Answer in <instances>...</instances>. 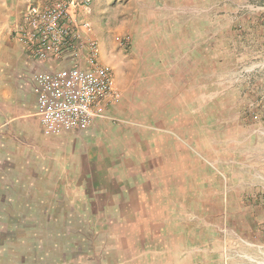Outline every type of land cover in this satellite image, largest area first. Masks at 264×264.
I'll list each match as a JSON object with an SVG mask.
<instances>
[{
    "label": "rangeland",
    "instance_id": "374dc122",
    "mask_svg": "<svg viewBox=\"0 0 264 264\" xmlns=\"http://www.w3.org/2000/svg\"><path fill=\"white\" fill-rule=\"evenodd\" d=\"M12 1L20 15L26 3ZM3 2L0 83L12 40L2 25L13 21ZM89 19L119 93L97 148L107 138L121 149L133 138L178 139L174 171L158 189L150 181L149 208L133 219L103 203L68 206L74 194L27 186L37 162L18 122L3 126L12 114L0 95L12 137L7 148L0 132V264H264V0H92ZM115 178L123 183L122 172ZM183 244L196 247L190 263L176 253Z\"/></svg>",
    "mask_w": 264,
    "mask_h": 264
},
{
    "label": "crops",
    "instance_id": "0c3cea01",
    "mask_svg": "<svg viewBox=\"0 0 264 264\" xmlns=\"http://www.w3.org/2000/svg\"><path fill=\"white\" fill-rule=\"evenodd\" d=\"M3 1L7 5V0ZM28 1L16 0L15 2L23 6ZM12 2L10 0L8 7L6 6L9 22L12 19L15 21L19 17V10H17V6L15 7L16 4ZM13 21L11 24L2 25V31H8L11 34ZM11 39L10 45L2 47L4 63L0 95L4 102L3 111L12 114L8 120H5L3 126L6 124L11 126L18 122L17 124L21 127L19 131L26 139V144L29 147L30 161L34 158L37 162V166L32 167L27 173L25 180L27 186L35 191V187H37L39 191L43 192L51 190L59 192L60 190L63 193H68V195L74 194L73 197L68 196L65 202L68 206L70 202L79 208H97L103 203V207L107 209L124 208L128 211L126 216L130 217L129 219L134 218L131 213L133 209L144 210L149 208L146 194L153 192V187L151 188L149 183L152 179H156V188H154L158 189L159 186H162L160 177H164V171L166 170L167 174L173 173L174 170L171 169L174 161L173 150L177 151L176 157L178 159L179 140L161 137L133 138L123 142L124 147L121 149V144L119 148L114 142V138H107L104 147L99 148L100 151L97 145L100 144L99 139L101 138L95 135L111 128L103 120L106 117L105 114L96 115L86 132L63 131L56 135L44 134L36 115V93L33 76L37 72L55 67V64L27 58L21 45L16 42L12 35ZM3 126H0V132L5 138V143L8 144L7 148H9L12 144V137L10 131L2 133L5 130ZM164 145L171 147L164 150ZM91 146H95L96 149H91ZM185 153L186 157H190L188 151ZM4 162L0 159V163H2L0 167L1 180H3ZM33 166H35L34 163ZM178 168L177 163L175 176H178ZM121 172L123 175L122 184L117 182L115 178ZM54 178L56 180L57 178L58 180L61 179L64 188L59 186ZM19 180L20 175L17 174L14 181L18 182ZM37 182L38 184L45 182L47 187L45 185L43 188L39 187ZM162 193L172 195L173 190L166 186ZM160 202L162 205L156 204L155 207L160 206L159 208L163 209L165 207L164 202L163 200ZM142 215H144V211H142ZM177 251L176 253L182 254L189 263L197 255L195 246L184 245L181 250Z\"/></svg>",
    "mask_w": 264,
    "mask_h": 264
},
{
    "label": "built area",
    "instance_id": "2783aa9c",
    "mask_svg": "<svg viewBox=\"0 0 264 264\" xmlns=\"http://www.w3.org/2000/svg\"><path fill=\"white\" fill-rule=\"evenodd\" d=\"M92 0H29L12 36L27 58L55 64L34 74L36 115L46 135L85 131L119 100L93 36Z\"/></svg>",
    "mask_w": 264,
    "mask_h": 264
}]
</instances>
